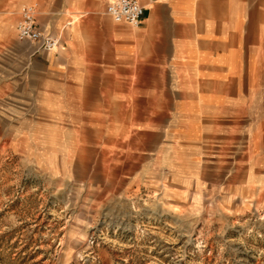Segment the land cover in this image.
Instances as JSON below:
<instances>
[{
    "label": "crops",
    "instance_id": "0c3cea01",
    "mask_svg": "<svg viewBox=\"0 0 264 264\" xmlns=\"http://www.w3.org/2000/svg\"><path fill=\"white\" fill-rule=\"evenodd\" d=\"M137 1L132 28L110 19L109 0H0L14 153L50 174L107 163L127 180L168 155L208 188L263 198L264 0ZM26 5L55 49L16 38Z\"/></svg>",
    "mask_w": 264,
    "mask_h": 264
},
{
    "label": "rangeland",
    "instance_id": "374dc122",
    "mask_svg": "<svg viewBox=\"0 0 264 264\" xmlns=\"http://www.w3.org/2000/svg\"><path fill=\"white\" fill-rule=\"evenodd\" d=\"M13 91H0V264H264V197L208 188L168 155L131 180L107 163L46 173L11 147Z\"/></svg>",
    "mask_w": 264,
    "mask_h": 264
},
{
    "label": "built area",
    "instance_id": "2783aa9c",
    "mask_svg": "<svg viewBox=\"0 0 264 264\" xmlns=\"http://www.w3.org/2000/svg\"><path fill=\"white\" fill-rule=\"evenodd\" d=\"M106 14L116 24L124 23L132 28H138L142 23L144 9L137 0H109ZM15 34L19 41L34 43L44 51L53 50L58 46L57 39L37 28L35 8L30 5L20 8Z\"/></svg>",
    "mask_w": 264,
    "mask_h": 264
}]
</instances>
